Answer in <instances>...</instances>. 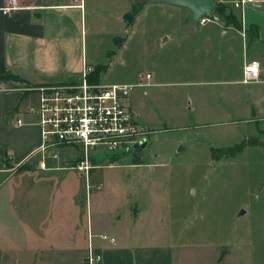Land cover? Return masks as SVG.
<instances>
[{"label":"crops","instance_id":"1","mask_svg":"<svg viewBox=\"0 0 264 264\" xmlns=\"http://www.w3.org/2000/svg\"><path fill=\"white\" fill-rule=\"evenodd\" d=\"M7 1L0 0V81L9 88L0 89V264H87L90 249L101 255L99 264H174V248H185L187 243L177 240L167 228L158 200L146 199L144 168L154 161L125 164V171L115 172L110 181L91 176L98 183L96 189L104 183L105 190L102 195L85 194L84 198L63 174L48 173L59 169L39 167L41 161L54 167L55 161L45 162L37 150L38 125L35 115L27 113L28 107L36 105V96L22 90L25 86L76 81L84 64L94 68L89 75L91 82L115 83L106 76L111 60L98 54L101 37L107 32L119 42L118 55L143 7H161L162 3H143L133 22L126 25L123 16L132 11L131 0H18V7L2 13ZM228 1L232 0H220L224 4ZM176 8L186 11L180 28L198 35L193 49L203 58L216 54L225 64L238 48L236 67L240 75L245 57L264 62V0L246 6L248 19L244 17L245 8L240 13L245 29L249 25L257 28L258 39L252 40L248 53L245 34L241 37L230 28L223 30L220 23L199 25L187 18L186 7ZM110 17L121 21L123 28L113 30ZM120 31L126 36L117 37ZM160 37L164 42L172 33L162 32ZM260 84L264 81L246 84L254 86L245 90L243 104L246 112L258 116L264 114V87ZM32 95L35 98L30 102ZM128 101L139 119L132 94ZM78 156L72 161L77 162ZM35 171L40 172L32 174ZM90 171L76 173L90 178ZM52 179L62 185L57 189L56 202L41 203L44 183ZM61 191L67 194L61 195ZM98 197L102 200L96 201Z\"/></svg>","mask_w":264,"mask_h":264},{"label":"rangeland","instance_id":"2","mask_svg":"<svg viewBox=\"0 0 264 264\" xmlns=\"http://www.w3.org/2000/svg\"><path fill=\"white\" fill-rule=\"evenodd\" d=\"M221 4L234 14L236 24L219 16L218 22L223 30L230 28L241 37L245 34L247 51L253 42L249 26L244 28L240 11L229 1ZM146 6L118 55L119 42L107 32L98 49L99 56L111 60L106 76L115 83L135 81L138 72L150 73L149 86H138L131 93L139 113L137 122L145 123L146 145L138 152L120 155L90 153V178L74 170L76 160L72 158L79 154L80 159L82 148L39 150L45 162L55 161L54 167L44 163L42 170L59 169L48 173L63 174L85 198V194L102 195L105 190L104 183L96 189L98 183L91 176L110 181L115 172L125 171V164L152 160L153 165L144 168L146 199L158 200L167 228L177 240L187 243L185 248H174V264H264V114L258 116L243 108L245 90L254 85L238 82V48L225 64L216 54L203 58L193 49L198 35L180 28L186 11L170 4ZM244 8L247 18L250 14ZM121 24L110 17L113 30ZM167 31L172 37L163 42L160 34ZM122 36L126 35L120 31L117 37ZM34 98L32 95L28 101ZM238 144L245 147L234 152ZM44 186L41 203H55L62 185L52 179Z\"/></svg>","mask_w":264,"mask_h":264},{"label":"built area","instance_id":"3","mask_svg":"<svg viewBox=\"0 0 264 264\" xmlns=\"http://www.w3.org/2000/svg\"><path fill=\"white\" fill-rule=\"evenodd\" d=\"M76 1V0H74ZM257 0H232L230 6L238 9L242 15L244 7L255 4ZM18 0H8L1 8L2 13L18 7ZM80 7L81 1H80ZM199 25L219 24L218 15H200ZM241 84L264 81V65L255 59L244 58L242 63ZM93 67L83 65L80 78L76 81L46 83L25 86L22 90L34 93L36 105L27 108L34 114L38 125L40 144L37 150L47 151L57 147H80L83 156L76 162L74 170L87 173L90 170V153L107 152L120 155L134 151L135 145L145 142L146 130L137 122V116L131 111L128 99L138 86H149V72H138L133 83L101 84L90 81ZM0 89L8 90L0 81ZM21 124V120L17 119ZM120 153V154H118ZM45 169L44 163H39ZM105 239V235H100ZM87 264H99L101 255L95 251L87 254Z\"/></svg>","mask_w":264,"mask_h":264},{"label":"water","instance_id":"4","mask_svg":"<svg viewBox=\"0 0 264 264\" xmlns=\"http://www.w3.org/2000/svg\"><path fill=\"white\" fill-rule=\"evenodd\" d=\"M132 4L135 6L136 4L143 3H162V4H170L178 7H186L189 10L187 18L197 21L198 16L200 15H210L214 11V3L215 0H131ZM137 9V7H135ZM146 145L145 142H141L140 145H135V151H140V148H144Z\"/></svg>","mask_w":264,"mask_h":264},{"label":"trees","instance_id":"5","mask_svg":"<svg viewBox=\"0 0 264 264\" xmlns=\"http://www.w3.org/2000/svg\"><path fill=\"white\" fill-rule=\"evenodd\" d=\"M140 5H142V4H140ZM138 10L139 9H135L133 6L132 11L123 16V19H124L126 25H129L133 22L134 16ZM214 12L223 20L227 21L228 18H231L232 20H230V21H232L233 24H236V21H235L234 16H233L234 14L229 9H227L226 6H224L223 4H221V3L214 4ZM249 28H250V31L252 33L251 34V36L253 37L252 40L258 39L256 26L255 25H249ZM262 43L264 44V41ZM244 147H245V144H238V145H235L232 150L234 152H236L238 150L243 149Z\"/></svg>","mask_w":264,"mask_h":264}]
</instances>
